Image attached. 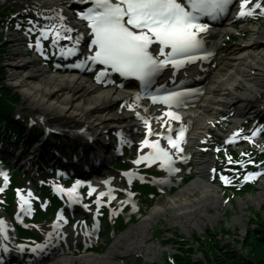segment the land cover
<instances>
[{"label": "bare ground", "instance_id": "obj_1", "mask_svg": "<svg viewBox=\"0 0 264 264\" xmlns=\"http://www.w3.org/2000/svg\"><path fill=\"white\" fill-rule=\"evenodd\" d=\"M20 1L30 2V0ZM69 2L70 0H44L41 2L45 9L50 6L55 11L57 19L54 25L58 28H65L61 32V37L64 35L77 37L81 33L85 34L86 20L79 15L81 12L79 10L84 11L91 7V3L86 2L81 9L74 10ZM37 16L42 19L45 15L41 13ZM66 29H71V31ZM227 30H230V24L223 23V25L211 29L206 39L218 49L221 36ZM247 32L248 38L241 40L240 44L233 47L229 56L222 58L223 63L219 68L214 69L213 64L209 63L205 64V69L200 70V73L206 75L208 83L206 93L198 105L188 113V118L193 120V131L189 138L190 150H195L197 142L204 138L212 126L218 123L219 118L229 107L236 106L238 108L236 115L232 118L235 128L243 122L246 116L255 113L260 108L257 105V95L260 90L264 89V28L260 29L258 25H253L247 28ZM23 40L24 38L20 36H10L11 52L6 58L7 66L10 69L9 81L14 90L10 89L14 92H21L24 98H28L33 113L29 114L32 119L31 123L24 119L17 129L24 134V137L36 136V143L49 139L50 133L44 132L48 129L50 131L58 129L66 137L68 134L76 135L79 140H82V135L78 132L91 130L96 135L94 138L97 141L91 146V151H95L96 157L98 156L96 150H98L104 156L105 161L109 160L112 163V159L108 158H110L112 146L114 147L113 151L116 148L115 143H108L104 148H101V142L103 140L108 142L107 139L111 131L117 130L115 134L118 136L123 131H128L134 125L132 123L136 122L132 111L116 107L120 98L131 97V90L118 86L104 88L95 80L87 79L80 73H76L79 72L77 70L72 73H50L40 64L39 59L27 57L28 49H26L27 46ZM85 40L86 37L82 39V42L84 43ZM3 80L6 81L5 76ZM240 87L243 88L242 92L238 91ZM56 92H59L58 95L62 94V97L55 101L51 97L55 96ZM74 99H78V101L74 102ZM16 120L19 121L18 118ZM71 139L61 140L62 147H68L69 153L80 148V145L88 150L87 144L83 141L76 144ZM254 141L264 147V139L255 138ZM98 144L100 146L96 147ZM40 145L43 146V143L41 142ZM122 155L123 152L120 158ZM214 162L215 160L209 155L198 157L196 161L197 179L186 184L180 191L167 195L158 204H154L138 222L133 223L134 221L130 220L133 224L117 235L104 252L85 251L78 255H72L61 248L59 255H55L50 262L42 261L41 264H137L143 261L144 257L150 261L157 260L159 264H180L182 262L180 257L190 253V250L183 247L182 251L171 253L174 249L173 245L167 247L166 250L165 246L171 242L168 240L169 242L166 243V238H170L168 236L169 228L153 225L157 218L166 216L169 212L171 219L167 220L168 223L180 226L185 231L183 234L185 236L187 233L192 234L195 230H205L208 223H218L222 216L227 218L226 209L224 213L220 211V208L223 207L220 188L211 180L212 168L210 166L214 165ZM67 163L71 164V159ZM70 164L64 165L65 174L73 173L68 166ZM111 167L112 165L108 164L105 169ZM23 168L25 167L23 166ZM109 171L114 172L113 169ZM91 172V176L87 177L88 181L101 186V182L96 179L94 174L101 178H105L107 175L100 174V168L92 169ZM93 175L94 177H92ZM167 178L168 180L172 179L170 182L176 181V177L168 176ZM168 180L167 182H169ZM260 181L261 188L258 193H252L247 198L239 197L240 209L248 206V203L260 204L264 199V176ZM211 209L216 210L215 213L211 212ZM242 210L244 211V209ZM231 220L235 224L241 223L242 214L236 213ZM97 224V222L94 223V226ZM225 228L223 226L221 230L208 228L207 231L199 234L205 244H212L209 249L211 252H215L220 247L221 243L217 238V232H223ZM175 230L179 229L174 228ZM67 233L71 237L83 234L78 228L69 229ZM47 239H51V236H48ZM86 242L89 241L86 240ZM178 243L181 244V241ZM127 254L134 255L136 261L126 260L125 255ZM115 256L121 258L117 261ZM197 262L207 263L206 260Z\"/></svg>", "mask_w": 264, "mask_h": 264}, {"label": "snow or ice", "instance_id": "obj_2", "mask_svg": "<svg viewBox=\"0 0 264 264\" xmlns=\"http://www.w3.org/2000/svg\"><path fill=\"white\" fill-rule=\"evenodd\" d=\"M89 2L91 7L81 11L79 15L87 21L91 30L89 47L93 51L81 63L90 61L104 65L105 67L101 68L100 73H98V78L106 74L110 68L121 76L137 78L142 85L147 87L164 66L171 64L179 67L186 61L196 59L193 53L199 51L202 47V40L198 34L208 27L206 23L201 22L200 18L204 16L215 18L217 14L225 11L231 0H89ZM247 5H249V0H239L238 16L251 15L253 8H260L261 11H264V6L261 5L260 0H256V3L251 6ZM64 30L65 28L52 25L51 27H41L39 32L40 37L51 35L53 44L59 38L72 41L71 46L60 49V54H75L78 51L77 45L80 36H77L75 40L71 36L61 37V32ZM66 30L71 31V29ZM40 37H37L35 42L37 48L41 47ZM153 44L158 45V50L156 48L150 49ZM181 95L182 92L165 91L163 95L153 94L151 99L162 101L165 105L170 106L179 103ZM137 99H139V93ZM134 106L135 101L127 105L130 109ZM136 115L146 127V136L140 141V147L147 146L150 151L138 156L135 163L138 164L142 160L148 163L159 161L161 168L167 167L169 171H178V169L172 168V152L160 144L159 138L164 134L161 132L153 133L149 118L141 117L140 113H136ZM165 115L171 119L180 120V116L176 112L167 111ZM161 126L163 127L165 124ZM166 126L169 132L165 137L168 145L176 152L182 151L180 144L183 140L184 126L181 125L175 131L174 137L171 134V123L166 122ZM240 131L238 129L233 132L228 137V141L234 142V138H237V133ZM262 131H264V127L253 130L245 139L253 141V138ZM151 134H154L157 139H148V135ZM235 163L243 165L244 163H253V161L240 160L235 161ZM126 175L131 178L133 173L129 171ZM256 175H259V173L246 172L243 179L249 180ZM0 176H3L6 184L8 180L7 173L0 172ZM220 179L225 183H229L227 176L221 175ZM81 183L77 180L67 189L62 188L60 185H54L53 187L59 192L66 193L69 200H73L79 196L76 189ZM105 183H108V181H105ZM93 191L94 189L90 186L89 194ZM17 195L21 206H26L29 204L28 198L32 196V193L29 190L27 196H24L20 194V190H17ZM104 195V192L97 195V203L100 202V197ZM108 195L111 198V191ZM131 195L133 194L129 193V196ZM2 232H4V222L0 220V233ZM37 247H42V245H37Z\"/></svg>", "mask_w": 264, "mask_h": 264}, {"label": "rangeland", "instance_id": "obj_3", "mask_svg": "<svg viewBox=\"0 0 264 264\" xmlns=\"http://www.w3.org/2000/svg\"><path fill=\"white\" fill-rule=\"evenodd\" d=\"M8 2H16L15 4H19L21 6H26V8L24 9V12H28V11H37V8L30 5L28 2H23V1H16V0H13V1H9L7 0ZM32 1H43V0H32ZM2 3H7L5 2L4 0H0V4L2 5ZM17 4V5H18ZM19 8V7H18ZM260 23V24H259ZM259 23H255L253 25H258L259 24V27L261 29L264 28V21L263 22H259ZM1 26V25H0ZM250 24L246 25V24H242L239 26L238 30H235V29H232L230 31H225L223 33V35L221 36V45H224L225 43H227V47L223 46V48H227L225 50L221 49L222 51L220 52V50L218 51V55H217V60H218V63H217V66L216 68H219L222 63H223V59L224 57H227L229 56V53L233 50V47L238 43L241 42L242 38L243 39H246L248 38V32H247V28H249ZM239 31L240 32V35L237 36V39L235 42H228L227 41V36L226 34H231L232 32H237ZM5 34L2 33L1 29H0V37L2 36H5V37H2L4 38V41L3 43L0 45V67L4 68L5 71H6V76H5V79H6V84L7 86L10 88L13 89V87L11 86L10 84V81H9V72H10V69L8 68L7 66V61H6V58L9 56L10 52H11V44L9 42V39H10V36H8V30L6 31L5 30ZM14 34H18L17 32H13V35ZM18 35H21V36H26V32H22L21 34H18ZM30 57V54L28 55ZM31 58H32V55H31ZM10 89V90H12ZM14 90V89H13ZM239 92H242L243 91V88L240 87L238 89ZM260 94H263L264 93V89L260 90L259 91ZM18 93L20 96H21V103L19 104L18 106V109L21 110V111H25L28 115L29 114H33L32 111H31V107L29 105V101H28V98H24L21 94V92H16ZM59 92H56L54 95L55 96H52L51 99H54L55 101L57 100V98H61L62 94L61 95H58ZM259 94V95H260ZM78 99H74V102H77ZM264 100H262L258 95H257V103H261L263 102ZM118 104V103H117ZM232 107V106H231ZM236 107V106H235ZM234 107V108H235ZM230 108V107H229ZM237 108V107H236ZM228 110V109H226ZM34 116V115H33ZM31 119V118H30ZM13 120V119H12ZM32 120V119H31ZM31 122V121H30ZM222 127H226V124H222ZM221 130V129H220ZM220 130L216 129V132L217 134H221ZM222 131V130H221ZM29 140V137H26V141ZM20 141H22V139L20 140H14L15 143H17L18 147L19 148V152H23L25 151L24 155H28L30 153L31 150H33L37 144L35 146H30V145H23ZM39 144V143H38ZM29 149V150H28ZM197 161V158L195 159V162ZM118 164V163H117ZM16 169L19 168V165H17L15 167ZM197 168V165L195 164L194 165V168H193V171H192V176H193V179L190 180L189 182L185 183L183 186H181L180 188H178L176 191H174L175 193L177 191H180L181 189H183L185 187L186 184H189L190 182L194 181L195 179H197V173L195 171ZM258 184V183H257ZM264 186V185H263ZM261 188V182L256 185L254 188H253V191L252 193H258L259 189ZM143 190H146L148 191L149 188L148 187H143L142 188ZM241 195H242V198H247L248 195H250V193H246L245 191H241ZM173 194V193H172ZM164 197H166V195H161V196H157L154 201L149 204L148 206H146V211L145 213L147 214L149 212L148 209H150L154 204H158L159 202H161ZM239 196L235 197L232 202V206L231 204H223V207L220 208V211L222 213H224L225 209H226V217L228 218H225V216H222L221 219L219 220V222L217 223H213V224H210L208 223L206 226L207 228L205 230H195L192 232V234H186L185 236L183 235L185 231H183L180 226H174L173 224H169L167 220H170L171 219V215L169 214V212L167 213L166 216H160L159 218L156 219V222L154 223L153 226H158V225H161V228H163V226H167L169 229V233H168V236H170V238H166V243L169 242L168 240H170L171 242L169 243L168 246H165L166 250H167V247H169L170 245H173L174 246V249L171 251V253H178L179 251H182L183 250V247L184 248H187L190 250V255H192V257L197 260V261H205V254L204 251L205 249L208 248V245L202 241L204 240L203 238H201L199 236L200 233L204 232V231H207V229H212V228H218V230H221L222 226L223 227H226L225 228V231L222 232V234H219L217 232V238L219 239L220 243H221V246L224 247L225 245L229 246L230 249H232V251H237L238 253L240 254H243V255H246L247 253H249V248L246 247V243L247 242V235L249 234V231H253L255 228H257V230L261 231L258 227V224L260 222V224H263L264 223V199L261 201L260 204H254V203H248V206H244L242 209H244V211L242 209H240L239 207ZM148 201V199L146 200ZM222 202V201H221ZM213 213H215L216 210H213L211 209ZM236 213H239L240 215L242 214V222L241 223H233L232 222V217L234 215H236ZM121 218V217H120ZM141 219L138 218L136 221H134L133 223L135 222H138L139 220ZM133 223H128V225L126 226V228H124L123 231H117L115 233L114 236H112L109 239H107L106 237H102L101 238V245H103V248L99 249V252H104L108 246V244L110 242H112L114 240V238L119 235L120 233L124 232L131 224ZM123 224V221L122 219L119 220L116 228L118 229L120 226H122ZM228 225V226H227ZM160 227V226H159ZM174 228H177L179 230H175L174 231ZM171 229V230H170ZM250 229V230H249ZM264 229V228H263ZM173 232L175 233H178V237H180V239H176L174 237H172L173 235ZM175 239V240H174ZM178 241H181V244L178 243ZM205 247V248H203ZM254 247V246H253ZM203 248V249H202ZM97 253V252H96ZM229 253V252H227ZM140 255V254H139ZM121 257H118V256H115V259H117V261L120 259ZM125 258L126 260L127 259H133L136 261V259L134 258V255H125ZM125 260V261H126ZM159 261H154V260H149V259H146L144 257V260L141 261V262H138L137 264H159L158 263ZM128 264V263H127Z\"/></svg>", "mask_w": 264, "mask_h": 264}, {"label": "trees", "instance_id": "obj_4", "mask_svg": "<svg viewBox=\"0 0 264 264\" xmlns=\"http://www.w3.org/2000/svg\"><path fill=\"white\" fill-rule=\"evenodd\" d=\"M4 74L5 70L0 68V119L5 120L11 127L17 129L19 124L12 120L13 111L11 105L19 103L21 97L5 86ZM258 227L261 231L255 230L247 236L248 243H246V247L249 248V253L243 255L236 251L221 250L215 253L213 251L211 257L205 254L207 264H264V223ZM181 261L180 264H202L193 261L187 255L181 257Z\"/></svg>", "mask_w": 264, "mask_h": 264}]
</instances>
